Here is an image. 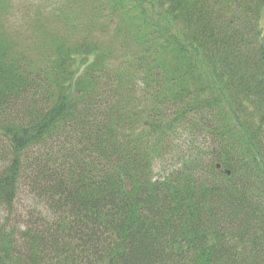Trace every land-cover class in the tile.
<instances>
[{"label": "trees", "instance_id": "1", "mask_svg": "<svg viewBox=\"0 0 264 264\" xmlns=\"http://www.w3.org/2000/svg\"><path fill=\"white\" fill-rule=\"evenodd\" d=\"M20 1L0 264H264V0Z\"/></svg>", "mask_w": 264, "mask_h": 264}, {"label": "rangeland", "instance_id": "2", "mask_svg": "<svg viewBox=\"0 0 264 264\" xmlns=\"http://www.w3.org/2000/svg\"><path fill=\"white\" fill-rule=\"evenodd\" d=\"M20 1V0H18ZM21 3L23 2V0L20 1ZM18 4L15 5L14 10H12L10 12V18H15L20 16L21 13V7L23 9V5H19ZM25 5V4H24ZM14 15H13V14ZM111 26L109 27V36H110V32H111ZM104 38H106V34L103 35ZM105 40V39H104ZM113 56L116 58H121V55L123 54V50L119 47V44L116 42L115 44H113ZM181 137L183 138V136L181 135ZM167 165L166 163H162L161 161H157L154 164V172L156 175H159V173H161V170L163 168H166ZM30 204V198L26 193H22L21 196L19 197V199L15 202V212L14 215H11V217H7L9 224H11L12 226H14V228L19 227V229H21L22 227L18 225V221H20V217H18V215H22L24 213H26V209L28 208ZM7 215V212L3 209L2 206H0V218H4Z\"/></svg>", "mask_w": 264, "mask_h": 264}, {"label": "water", "instance_id": "3", "mask_svg": "<svg viewBox=\"0 0 264 264\" xmlns=\"http://www.w3.org/2000/svg\"><path fill=\"white\" fill-rule=\"evenodd\" d=\"M145 125H148V121H145Z\"/></svg>", "mask_w": 264, "mask_h": 264}]
</instances>
